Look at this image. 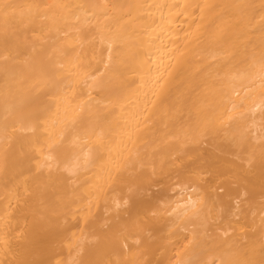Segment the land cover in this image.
<instances>
[{"label":"bare ground","instance_id":"1","mask_svg":"<svg viewBox=\"0 0 264 264\" xmlns=\"http://www.w3.org/2000/svg\"><path fill=\"white\" fill-rule=\"evenodd\" d=\"M0 264H264V0H0Z\"/></svg>","mask_w":264,"mask_h":264}]
</instances>
